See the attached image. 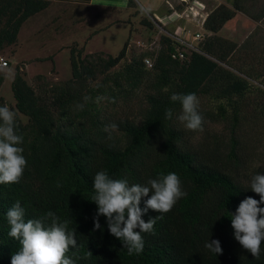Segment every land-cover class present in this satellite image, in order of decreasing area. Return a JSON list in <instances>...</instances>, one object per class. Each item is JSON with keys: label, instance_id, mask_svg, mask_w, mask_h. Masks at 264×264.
<instances>
[{"label": "trees", "instance_id": "16d2710c", "mask_svg": "<svg viewBox=\"0 0 264 264\" xmlns=\"http://www.w3.org/2000/svg\"><path fill=\"white\" fill-rule=\"evenodd\" d=\"M245 1L212 8L197 49L180 43L158 15H145L136 0H127V13L117 9L104 27L130 24L115 55L86 52L73 42L67 46L70 77L61 83H29L21 64L15 65L13 100L0 95V106L16 114L27 166L19 183L0 184V264H11L22 247L8 234L7 212L16 201L25 209V221L52 211L69 222V230L75 228L77 246L67 253L75 264H264V243L257 260L235 239L231 226L243 199L259 200L250 181L258 172L264 174V35L238 43L221 34L237 12L264 19V4L252 14ZM50 2L0 0V56L13 54L24 22ZM183 7L182 2L167 12ZM132 17L158 37V48L131 52L127 59L136 32ZM145 57L152 59V67L144 64ZM4 77L0 65V87ZM188 93L199 98L203 117V131L194 143L176 118L180 103L171 100L173 94ZM77 104H84L83 110ZM167 109H172V119L165 118ZM113 123L116 129L108 127ZM100 170L114 179L127 178L129 185L147 186L170 172L181 180L186 195L171 211L149 209L142 216L145 222L155 218V234L141 233L139 255L128 254L103 215L98 217L101 228L94 229L97 205L91 198ZM214 239L222 254L205 247Z\"/></svg>", "mask_w": 264, "mask_h": 264}, {"label": "clouds", "instance_id": "9594fccd", "mask_svg": "<svg viewBox=\"0 0 264 264\" xmlns=\"http://www.w3.org/2000/svg\"><path fill=\"white\" fill-rule=\"evenodd\" d=\"M140 11L147 15L150 6H140ZM89 98L85 97L87 101ZM171 100L179 102L181 113L176 117L184 127L193 132L203 131V117L199 112L200 101L195 93L173 94ZM83 110L84 104H77ZM172 109L165 112L166 119H172ZM116 129L113 123L108 126ZM24 142L22 134L17 132L16 114L8 106H0V184L19 183L27 160L21 146ZM259 167V165L257 166ZM94 195L91 201L97 205V213L93 218L94 229H100L98 217L106 218L110 234L122 242L129 255H139L144 249L141 233L155 234V218L145 222L142 216L149 209L158 213L172 210L177 201L186 195L181 180L174 172L160 174L150 179L148 185H129L127 178L114 179L105 170L96 172L93 180ZM251 190L259 195V200L252 197L243 199L234 215L231 226L234 237L243 249L259 260L261 245L264 243V174L258 172L250 181ZM151 193V195H149ZM144 207L141 208L142 198ZM25 209L19 201L7 212L10 225L9 236L19 240L21 249L11 257V264H75L67 255L70 247L77 246L75 228L69 230V222L52 211H48L39 219L25 221ZM138 229V230H137ZM211 252L222 254L219 240H211L205 245ZM88 255H92L88 252Z\"/></svg>", "mask_w": 264, "mask_h": 264}, {"label": "rangeland", "instance_id": "374dc122", "mask_svg": "<svg viewBox=\"0 0 264 264\" xmlns=\"http://www.w3.org/2000/svg\"><path fill=\"white\" fill-rule=\"evenodd\" d=\"M163 1L164 0H148L149 3H147L144 0H137L136 2L139 7L141 5H144V6H150L152 9L153 7H160ZM206 2L208 3V5H210L211 3L210 0H206ZM187 4L191 8L188 9L186 14H182L186 6V3H185L184 8L180 11V13L183 15L182 17L188 19V22H192L197 27H199L200 19L204 17L206 18L207 15L201 13L202 17H200V15L195 9L194 0H189ZM262 4H264V0H246L245 1L246 7L252 12V14L258 13V10H259L258 8ZM79 9H81L80 12L82 14L84 12L83 18L85 19V22L83 21V23L82 22L80 23V27L82 26V24H84L83 28L82 27L81 28L83 29V31H85L84 35L86 36L88 34L89 37L84 40L83 38H80V40L76 41V43H78L79 45H84L86 48V52H100L101 51L102 53H104V56H106L107 54L115 55L116 53H118L119 50L123 47V44L128 37L130 24L120 22V23L112 24L111 26H108L106 29H104L105 25L106 26L109 25V22L113 20V18H115V15L117 14V12L113 10H106L105 12H102L98 10L90 11V10H84L82 8H79ZM51 13H52V9H49V11L45 13L44 15L45 24L46 23L48 24L50 22ZM149 13L153 14V12L151 11ZM138 17L131 18L133 27H136V32L134 33V36L129 42V45L127 48V53H128L127 59L130 58L131 52L138 53L143 50H146L141 44L146 43V40L156 36V35L151 36V34L153 33L146 30L144 27H142L141 25L137 23ZM54 24L56 25L58 24V22H55ZM54 24H51V25H54ZM193 26L194 25H190L189 26L190 29H197L196 26L195 27ZM30 27H27V28L23 27V29L20 31V40H21L20 42H24L23 38L29 35L30 29H31ZM158 28H159V32L167 33L166 30L162 29L161 27L158 26ZM95 31H97V33ZM263 31H264V19H262L261 21L260 20L257 21V20L252 19L250 16H248L245 13L237 12L235 18L232 21H229L228 23H226V25L223 27L221 34H223L224 36L230 39L235 40L238 43H241L244 39H246L248 36H251V35H253V38L255 39L262 37L264 35ZM65 32L63 33L65 34ZM167 34L172 36V34L170 33H167ZM74 35H76V33H74ZM74 37L77 38L78 36H74ZM176 37L178 36L176 35ZM178 38H181V37H178ZM88 39L90 41H88ZM137 41H140L141 44H138ZM62 43L64 47L60 50V52H58V54L54 58V62L50 60V61H45L44 63L37 64L36 69L39 72H41V74L39 75L42 78L38 79L32 74H30V76L26 77V80L29 83H38V82L40 83L46 82L49 84L50 83H61L70 77L69 48L67 47L69 46V44L66 41H63ZM24 45L27 46V42H25ZM43 49L46 51L50 48L49 46H45ZM17 61L18 60L16 57H11L10 63L5 65L8 67H3L5 77L0 87V95H2L5 99L10 100V101L13 100L10 84H11V80L13 76V70H14V67ZM216 128L221 129V127H218V126H216ZM186 130H187L186 138L188 142L194 143L196 139L199 137L200 132L199 131L193 132L188 129Z\"/></svg>", "mask_w": 264, "mask_h": 264}, {"label": "crops", "instance_id": "0c3cea01", "mask_svg": "<svg viewBox=\"0 0 264 264\" xmlns=\"http://www.w3.org/2000/svg\"><path fill=\"white\" fill-rule=\"evenodd\" d=\"M144 1L149 3L148 0ZM210 1L211 3L208 5L206 0H194L196 11L207 15L209 11L216 5L220 3L230 5L233 0ZM126 4L127 0H51L49 6L46 9L29 17L24 22L20 31L23 29V27L27 28L31 26L29 35L23 38L24 42H20L21 40L19 31L18 41L13 48V54L9 58H4L10 63L11 57H16L18 60L16 64H21L20 68L24 71L25 79L27 76H30V74L35 77L39 76L42 78L39 75L41 72L36 69L37 64L50 60L54 62V58L64 47L62 43L63 41L68 42L70 45L73 42L79 41L80 38H83L84 40L89 37L88 34L86 36L84 35L85 31L82 29L84 24H82V28L80 27V23H83V21L85 22V19L83 18L84 12L82 14L80 12L81 9L79 8L90 11L98 10L102 12H105L106 10H113L116 12L117 9H120L121 11L118 12L119 14H126L127 11L124 9ZM177 5H182V1L164 0L160 7H153L151 12H153L155 15H158L159 21L166 25L175 36L177 35L182 39L191 40L193 34L196 32H202L201 26L197 27L192 22H188V19L179 16L180 11H173L172 13L167 12L168 9H172ZM49 9H52V13L50 14V22L45 24L44 15L47 11H49ZM55 22H58V24L55 25ZM190 25H194L193 27L196 26L197 29H190ZM63 32H65V34ZM73 32L76 33V35H74ZM74 36L78 37L76 38ZM88 41L90 40L88 39ZM25 42H27V46L24 45ZM45 46H49L50 49L45 51L43 49ZM3 67L8 66H2V70Z\"/></svg>", "mask_w": 264, "mask_h": 264}, {"label": "built area", "instance_id": "2783aa9c", "mask_svg": "<svg viewBox=\"0 0 264 264\" xmlns=\"http://www.w3.org/2000/svg\"><path fill=\"white\" fill-rule=\"evenodd\" d=\"M181 1H182L184 4L186 3L185 9H184V11L182 12V14H186V12L188 11V9L191 8V7L188 6V4H187L189 0H181ZM182 14L180 13V16H183ZM198 14L200 15V17H202V16H201V15H202L201 13L198 12ZM186 17H187V16H186ZM193 18H195V17H193ZM204 18H205V17H204ZM204 18H201V19H200L199 26H201V30H202V25H203V22H204ZM203 36H204L203 32H196L195 34L192 35V39H191V40H185V39H182V38H178V37H176V36H175V38H176L177 40H179L180 43H182V44H184L185 46H187L188 48H191V49H197V46H198L199 42H201V40L203 39ZM137 42H138V44H141L140 41H137ZM141 45H143V47H144L145 49H147V50H150V51H156V49L158 48V37L155 36V37H153V38H150V39L146 40V43H143V44H141ZM178 52H179V53H178L179 57H182V56H183L182 53H180V51H178ZM173 56H174V55H173ZM143 61H144V64H145L148 68L152 67L153 61H152L151 58H149V57H145V58L143 59ZM0 65H1V66H5V65H7V63H6V59H5L4 57H2V56H0Z\"/></svg>", "mask_w": 264, "mask_h": 264}]
</instances>
